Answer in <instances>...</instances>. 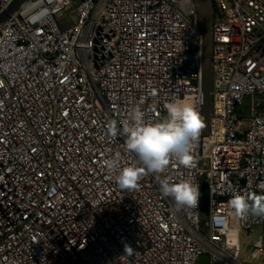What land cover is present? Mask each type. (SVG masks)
Wrapping results in <instances>:
<instances>
[{
    "label": "built area",
    "instance_id": "built-area-1",
    "mask_svg": "<svg viewBox=\"0 0 264 264\" xmlns=\"http://www.w3.org/2000/svg\"><path fill=\"white\" fill-rule=\"evenodd\" d=\"M211 1L207 133L190 167L161 174L206 183V215L199 197L177 209L153 173L121 190L119 170L142 165L109 130L136 107L162 120L172 100L202 116L194 0H25L0 23V264H251L239 235L264 216L230 202L264 182V0ZM248 257L264 264V248Z\"/></svg>",
    "mask_w": 264,
    "mask_h": 264
},
{
    "label": "clouds",
    "instance_id": "clouds-1",
    "mask_svg": "<svg viewBox=\"0 0 264 264\" xmlns=\"http://www.w3.org/2000/svg\"><path fill=\"white\" fill-rule=\"evenodd\" d=\"M164 109L167 115L162 120L146 121L145 112L136 107L129 119L121 122L122 128H118L115 121L111 122V134L115 136L120 132L125 137L126 149L134 153L142 165L121 168L116 181L121 190L131 191L138 187V181L146 173L156 174L162 194L171 197L177 209L195 208L199 197L198 185L187 178L170 182L161 178V174L166 172L171 159L182 166H191V153L204 127L203 118L194 103L183 100L167 102ZM106 164L110 170L118 167L114 160ZM259 187L260 194L234 195L230 204L237 215L264 216V182Z\"/></svg>",
    "mask_w": 264,
    "mask_h": 264
},
{
    "label": "water",
    "instance_id": "water-1",
    "mask_svg": "<svg viewBox=\"0 0 264 264\" xmlns=\"http://www.w3.org/2000/svg\"><path fill=\"white\" fill-rule=\"evenodd\" d=\"M25 0H13L7 9L0 14V23L5 22ZM197 10L198 27L202 37V68H201V88H202V118L204 127L202 133L206 134L209 126V119L212 112V23L213 4L211 0H194ZM209 192L206 183H201L199 187L200 212L204 215L208 213ZM198 264H209V256L201 254Z\"/></svg>",
    "mask_w": 264,
    "mask_h": 264
},
{
    "label": "rangeland",
    "instance_id": "rangeland-1",
    "mask_svg": "<svg viewBox=\"0 0 264 264\" xmlns=\"http://www.w3.org/2000/svg\"><path fill=\"white\" fill-rule=\"evenodd\" d=\"M247 104L248 102L245 101ZM239 240L242 248L250 250L254 247L264 248V225L258 226L254 229L252 234H246L241 232L239 235ZM244 255L240 256V259L243 260Z\"/></svg>",
    "mask_w": 264,
    "mask_h": 264
},
{
    "label": "crops",
    "instance_id": "crops-1",
    "mask_svg": "<svg viewBox=\"0 0 264 264\" xmlns=\"http://www.w3.org/2000/svg\"><path fill=\"white\" fill-rule=\"evenodd\" d=\"M260 194V193H259ZM264 225V224H263ZM243 249V255H244V258H243V261H246V262H249V263H251V264H256L253 260H250V258L248 257V253H249V250H247V249H245L244 250V248H242ZM264 262V261H263ZM262 262V263H263Z\"/></svg>",
    "mask_w": 264,
    "mask_h": 264
}]
</instances>
